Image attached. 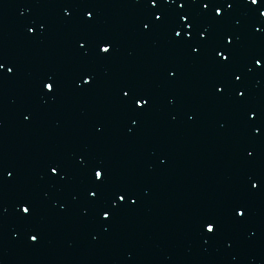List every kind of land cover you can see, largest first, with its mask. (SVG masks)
I'll list each match as a JSON object with an SVG mask.
<instances>
[{"label":"water","instance_id":"obj_1","mask_svg":"<svg viewBox=\"0 0 264 264\" xmlns=\"http://www.w3.org/2000/svg\"><path fill=\"white\" fill-rule=\"evenodd\" d=\"M91 2V32L115 42L108 60L76 52L75 41L87 30L63 19L59 0H0V58L16 65V75L0 82V157L16 168L15 184L0 193L7 208L0 264H264V195L243 188L250 167L239 149L248 137L240 108L213 94L218 68L190 56L165 31L142 32L138 0ZM235 14L243 24L237 59L243 65L264 40L249 37L247 6ZM36 19L48 28L30 36L25 25ZM86 64L97 73L90 90L75 84ZM167 67L179 69L175 79L164 73ZM49 75L62 84L55 98L42 95L40 81ZM124 84L153 98L139 126L120 102ZM248 86L251 102L264 104V78L251 77ZM29 113L25 122L22 114ZM80 153L104 162L111 185L137 193L138 203L118 209L107 232L98 204L84 191L89 176L72 168ZM54 158L72 170L71 181L50 177ZM22 196L37 209L30 226L40 233L38 245L19 226L14 205ZM240 200L249 205L242 222L229 211ZM209 216L219 218L221 232L206 241L199 225Z\"/></svg>","mask_w":264,"mask_h":264},{"label":"snow or ice","instance_id":"obj_2","mask_svg":"<svg viewBox=\"0 0 264 264\" xmlns=\"http://www.w3.org/2000/svg\"><path fill=\"white\" fill-rule=\"evenodd\" d=\"M144 9L139 21L140 29L145 33L165 31L172 42L184 49L190 56L208 58L216 65L220 77L211 83L213 94L219 98L227 96L240 108L241 120L248 140L240 145L242 159L248 162L250 171L245 175L243 188L249 196L264 195V163H258V149L264 146V104L251 102L253 90L248 86V79L260 75L264 78V48L248 53L247 62H237L241 54L242 20L236 18L235 10L247 6L250 18L251 39L264 40V0H138ZM63 19L78 23L87 31L76 39V52L84 58L94 57L97 61L110 59L115 53V42L107 36L94 35L91 29L96 22V6L91 0H59ZM48 24L44 19H36L25 25L26 33L35 36L46 31ZM164 73L175 79L179 69L167 67ZM16 75V65L0 58V82ZM77 88L92 89L97 84V73L91 64H86L77 74ZM43 96L55 98L62 87L58 77L49 75L40 81ZM126 89V90H125ZM120 102L130 114L131 123L139 126L142 117L151 109L152 96L134 85L124 84L120 87ZM174 102V101H170ZM25 122L30 121L31 114H22ZM175 119V117H173ZM194 119V114L189 120ZM102 126L97 128L101 131ZM74 170L89 176V186L84 189L94 204H98L97 215L107 232L118 209L134 207L138 203L135 190L130 187L113 186L109 182L108 169L104 162L94 161L86 154L74 155ZM50 177L54 182L65 183L72 179L69 166L62 159L54 158L47 164ZM16 181V168L11 167L6 159L0 157V193L5 192ZM48 195L47 193L45 194ZM0 198V221L3 220L7 208ZM14 207L20 229L24 231L28 242L40 243V233L30 226L36 214L34 201L27 196L17 199ZM62 204L61 209L66 210ZM233 219L244 221L249 214L246 201L235 202L229 209ZM200 229L210 241L221 232L219 218L209 216L204 219ZM95 239V237H94ZM229 248L232 244L228 245Z\"/></svg>","mask_w":264,"mask_h":264}]
</instances>
